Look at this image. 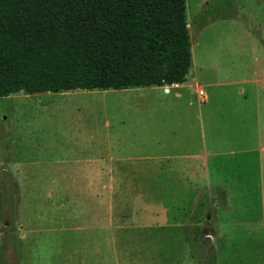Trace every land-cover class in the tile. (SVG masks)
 Listing matches in <instances>:
<instances>
[{
	"label": "rangeland",
	"instance_id": "374dc122",
	"mask_svg": "<svg viewBox=\"0 0 264 264\" xmlns=\"http://www.w3.org/2000/svg\"><path fill=\"white\" fill-rule=\"evenodd\" d=\"M184 2L180 87L0 96V264H264L249 226L223 225L260 211L264 0ZM204 146L233 210L183 157L166 161Z\"/></svg>",
	"mask_w": 264,
	"mask_h": 264
},
{
	"label": "trees",
	"instance_id": "16d2710c",
	"mask_svg": "<svg viewBox=\"0 0 264 264\" xmlns=\"http://www.w3.org/2000/svg\"><path fill=\"white\" fill-rule=\"evenodd\" d=\"M184 0H0V96L182 83Z\"/></svg>",
	"mask_w": 264,
	"mask_h": 264
},
{
	"label": "crops",
	"instance_id": "0c3cea01",
	"mask_svg": "<svg viewBox=\"0 0 264 264\" xmlns=\"http://www.w3.org/2000/svg\"><path fill=\"white\" fill-rule=\"evenodd\" d=\"M184 82V81H183ZM182 83L179 84H172L170 86H181L183 85ZM187 86H190L189 84ZM241 91V90H240ZM176 96L178 95V93L175 94ZM261 133V132H260ZM262 135V134H261ZM264 142V141H263ZM261 143L258 146V143L256 145V147L258 148L259 151L263 152L264 151V143ZM199 152L201 153V156L199 155ZM197 152V151H187V152H180V153H176V154H166L165 158L166 161H169L173 158H175L176 156H180L183 157L184 161H188L186 164L188 167V171L190 170L191 172H195V177L193 174V180H192V184H194L196 187H201V188H209V187H220L221 190H219V200H214L216 203L223 204V207L226 209H231L233 210L235 208L234 206V202L231 200V197H234L236 194V188L237 187H233L235 185V183L228 181L227 179H222V178H216L215 176H213L211 174V170H210V165H211V157L214 156V151L213 149H210L209 147H202V149ZM262 166H264V164L261 163ZM233 183V185H232ZM237 186H242L243 185H239L236 184ZM259 189V193H260V200H258L259 202V209L260 211L257 212V214H255L254 218L251 219H241V221L236 220L234 218L232 219H225L223 221V225L224 226H231V222L232 221H238V222H234V224H242V225H246L249 226L254 232H255V241L257 242V252H261L264 256V183L261 182V184L258 186ZM261 195H262V200H261ZM217 208L220 207V205L216 206ZM215 207V208H216ZM231 216V215H229ZM204 229V228H203ZM211 230V229H210ZM202 231V230H201ZM212 231V230H211ZM213 235V231L212 234L210 236ZM215 236L217 235V233L214 234ZM209 264V263H207Z\"/></svg>",
	"mask_w": 264,
	"mask_h": 264
},
{
	"label": "water",
	"instance_id": "95a60500",
	"mask_svg": "<svg viewBox=\"0 0 264 264\" xmlns=\"http://www.w3.org/2000/svg\"><path fill=\"white\" fill-rule=\"evenodd\" d=\"M205 218L208 219V214H206ZM201 232L204 234V236H203V238H202V242H203V243L208 242V241H209V237H210V235L212 234V231H211V230L208 231V230H206V229H202Z\"/></svg>",
	"mask_w": 264,
	"mask_h": 264
},
{
	"label": "built area",
	"instance_id": "2783aa9c",
	"mask_svg": "<svg viewBox=\"0 0 264 264\" xmlns=\"http://www.w3.org/2000/svg\"><path fill=\"white\" fill-rule=\"evenodd\" d=\"M166 90V89H165ZM167 91V90H166ZM195 93H196V95H197V97L199 98V100L200 101H204L205 100V94H204V92H203V90L202 89H197L196 91H195Z\"/></svg>",
	"mask_w": 264,
	"mask_h": 264
}]
</instances>
